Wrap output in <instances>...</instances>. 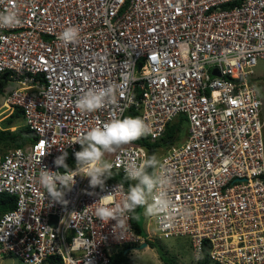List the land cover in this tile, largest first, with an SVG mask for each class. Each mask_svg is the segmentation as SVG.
<instances>
[{"label":"built area","instance_id":"obj_1","mask_svg":"<svg viewBox=\"0 0 264 264\" xmlns=\"http://www.w3.org/2000/svg\"><path fill=\"white\" fill-rule=\"evenodd\" d=\"M5 9L20 23L0 25V76L8 71L14 84L0 111L20 107L35 138L0 151V193L15 198L0 215V262L110 264L127 244L187 237L194 261L206 242L218 264H264V119L254 72L264 60V0H0ZM68 29L74 40L63 39ZM99 90L109 91L101 109L77 106ZM131 107L150 141L185 117L183 142L158 155L176 212L167 222L149 217L146 237L130 217L119 226L96 216L102 197L123 202L128 187L114 191L121 181L93 189L78 175L64 202L40 183L42 168L64 171L54 163L63 152L75 169L82 136ZM146 158L134 143L105 157L123 175Z\"/></svg>","mask_w":264,"mask_h":264},{"label":"clouds","instance_id":"obj_2","mask_svg":"<svg viewBox=\"0 0 264 264\" xmlns=\"http://www.w3.org/2000/svg\"><path fill=\"white\" fill-rule=\"evenodd\" d=\"M19 23L15 10L5 9L0 12V25L12 26ZM76 35L75 29H68L63 33V39L71 41ZM108 98V90L89 91L79 97L76 104L83 111L93 112L101 109ZM150 132L151 129L143 119L132 116L113 119L102 126L94 127L79 141L81 150L74 153L75 169L66 163L68 154L62 150L63 154L57 157L54 163L64 171L53 172L42 168L40 183L57 202H64V190L71 191L78 175L89 178L91 188L99 187L103 190L106 180L113 177V164L105 159L106 155L121 150ZM123 179L135 183L129 184L122 203L108 206L107 201L112 199V194L101 198L102 203L96 208V216L102 222L115 220L119 226H123L129 217L139 220V210H143L144 216L157 222H167L173 217L176 205L168 195L170 177L164 171L161 157L152 154L139 164L128 165L124 169ZM116 190L122 191L123 183H119L114 191Z\"/></svg>","mask_w":264,"mask_h":264},{"label":"trees","instance_id":"obj_3","mask_svg":"<svg viewBox=\"0 0 264 264\" xmlns=\"http://www.w3.org/2000/svg\"><path fill=\"white\" fill-rule=\"evenodd\" d=\"M8 71H5L0 76V96L3 95V90L6 84L8 83ZM137 111L134 107L128 109L123 118L128 116L136 117ZM3 122V127L0 128V151L7 150L9 148L20 147L28 139L31 138L30 141H33L35 138V134L31 131L23 120L22 109L18 106L14 108V110L9 114ZM15 126V129H10V127ZM184 126V127H183ZM183 128H185V120H183V116H179L178 120L168 123L164 134L159 140L150 141L148 137H142L140 140L133 142L134 144L143 146L147 151V157H150L152 154H156L157 156L160 154V150L162 147H169L174 144L180 138V134L183 132ZM169 144V145H167ZM113 177L108 180H118L124 183L127 187L131 183H135L133 181H125L123 179L124 175L118 170L112 169ZM15 206V198L6 193H0V215L5 211L12 209ZM132 224L139 233V229L136 224ZM147 244L151 246H155L154 242L151 240L145 241ZM133 245H125L118 253L111 257L110 264H128L130 262V257L128 256L130 251L125 252L127 248H132ZM208 244L205 242L202 248V257L198 261H194V264H209L211 260L209 259V248ZM159 257L164 261V264H176L172 259H168L165 255L166 251L162 248L158 250ZM49 264H59V261L55 259V256L49 257Z\"/></svg>","mask_w":264,"mask_h":264},{"label":"rangeland","instance_id":"obj_4","mask_svg":"<svg viewBox=\"0 0 264 264\" xmlns=\"http://www.w3.org/2000/svg\"><path fill=\"white\" fill-rule=\"evenodd\" d=\"M255 72V87L258 93L259 98L262 101V106L260 109L261 115L264 118V60H259L257 65L254 67ZM14 84L9 82L6 85L5 89L13 88ZM5 94V93H4ZM2 99L0 97V103ZM7 113H2L0 111V128L3 127V122H5V118L7 117ZM178 120L175 118L172 122ZM185 120V117H183ZM184 127V126H183ZM10 129H15V126L10 127ZM186 129L183 128V132L180 134V138L174 142L182 143L185 137ZM30 139L27 142H31ZM169 145V144H167ZM165 146L161 148L160 152L165 150ZM141 213V217L139 220L133 219V223L136 224L139 229V234L142 237H146L147 235H151L153 231V225L151 224V220L149 217L143 215V210H139ZM147 239V238H146ZM144 239V240H146ZM154 242L155 246H151L147 244L146 247L139 248V245H134L130 248V252L128 256L130 257V262L128 264H164V261L159 257L158 249L162 248L166 251V256L168 259H172L176 264H194L192 250L189 244V240L187 237H170V238H162V237H153V239H147ZM0 264H23L19 258L15 256L5 257L1 260ZM209 264H218L216 262L211 261Z\"/></svg>","mask_w":264,"mask_h":264},{"label":"water","instance_id":"obj_5","mask_svg":"<svg viewBox=\"0 0 264 264\" xmlns=\"http://www.w3.org/2000/svg\"><path fill=\"white\" fill-rule=\"evenodd\" d=\"M214 72H216V70L214 71ZM147 246V243L146 242H142L138 247L139 248H143V247H146ZM130 250V248H127L126 250H125V252H127V251H129Z\"/></svg>","mask_w":264,"mask_h":264},{"label":"crops","instance_id":"obj_6","mask_svg":"<svg viewBox=\"0 0 264 264\" xmlns=\"http://www.w3.org/2000/svg\"><path fill=\"white\" fill-rule=\"evenodd\" d=\"M262 119H264V118H263V115H262Z\"/></svg>","mask_w":264,"mask_h":264}]
</instances>
